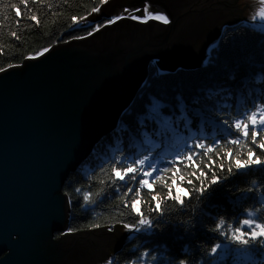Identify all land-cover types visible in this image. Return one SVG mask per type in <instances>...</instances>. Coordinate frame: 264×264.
Returning a JSON list of instances; mask_svg holds the SVG:
<instances>
[{
	"label": "water",
	"instance_id": "obj_1",
	"mask_svg": "<svg viewBox=\"0 0 264 264\" xmlns=\"http://www.w3.org/2000/svg\"><path fill=\"white\" fill-rule=\"evenodd\" d=\"M145 2L108 0L86 21L143 9ZM148 3L170 22L121 20L0 72V264L112 258L123 229L69 231L71 203L63 189L70 175L117 130L153 62L165 73L197 69L225 26L242 20L264 26L251 19L259 0Z\"/></svg>",
	"mask_w": 264,
	"mask_h": 264
},
{
	"label": "trees",
	"instance_id": "obj_2",
	"mask_svg": "<svg viewBox=\"0 0 264 264\" xmlns=\"http://www.w3.org/2000/svg\"><path fill=\"white\" fill-rule=\"evenodd\" d=\"M107 1L27 0L25 4L22 0H0V68L22 64L26 58L43 53L45 48L70 41L74 37L88 36V32L96 25L106 24L108 19L103 17L100 22H87L80 18L94 15L97 12L92 13V8L100 9ZM12 4L16 5L15 9L11 7ZM17 10L20 11V16L16 15ZM33 15L39 23L31 19ZM73 17L79 22L74 23ZM12 32H16L19 38L13 37ZM208 96H211L217 108L226 107L227 111L220 112L219 115L229 118L230 122L237 112L244 111L246 107L250 108L252 103L261 102L260 97L264 96V32L238 21L224 27L217 43L210 48L202 67L165 73L154 62L151 64L147 81L131 106L123 113L117 130L96 146L90 158L70 175L63 189L71 201L69 231L96 229L91 227L93 224H99V228L111 227L114 232L123 229L125 238L119 242L118 248L112 251L114 264H126L142 251L150 252L147 264H157L151 262V255L158 257L159 264H168L170 260L175 264L176 259L184 256L190 260L194 257L199 262L207 259L203 250L210 246V237L212 242L223 240L222 237L217 239V234L209 231L221 217L235 226L239 219L246 218L245 209L262 207L259 200L264 192V166H253L250 170L242 169L236 173L233 165L234 175L229 176V160L220 158L229 150L234 157L246 158L247 147H251V136L247 141L240 137L239 146L221 142L208 156L201 153L200 157H194L201 170L208 173V180L211 179V171L205 165L210 161L215 162L212 170L217 176L228 177L222 185L213 186L220 190L210 202L197 200L193 191V187H200L199 182L191 176L196 169L187 166V161L178 162L170 171L165 172L161 179L155 180L154 183L150 180L151 191L141 190L139 207L145 216L153 219V229L145 234L128 233L129 231L123 228V223H134L137 217L131 213L130 208L123 207V192L126 191L122 186L123 182L118 181L115 185L120 188L119 192H116L111 184L112 158L120 155L118 150L121 148H124L126 153L133 150L142 153L151 149L154 158L160 161L159 166L164 167L166 161L172 160L178 151L184 150L185 140L184 135L172 136L161 144L158 139L150 136L153 130L151 120L147 122V127L139 138L131 137L125 129L129 126L135 128L138 122L144 119V115L154 114L153 109L160 113L161 117L170 116L172 120L177 121L191 120L189 113L207 109L209 105L205 98ZM197 98L200 99L199 104L195 103ZM170 123L171 120L164 124L157 121L161 131ZM196 131L195 128L192 129L193 133ZM199 134L207 136L209 144L220 136L228 135L223 126L215 123L208 127L201 125ZM237 135L233 130L232 138ZM260 137H264V132L259 133L258 139ZM188 143L191 144L192 141L188 140ZM125 144L128 147H125ZM254 151L264 160V153L257 149ZM221 164L224 165L223 172L220 171ZM176 168H179V172L173 177L172 172ZM180 176L184 177L183 182L180 181ZM126 179L133 187L139 186V177L136 182H132L130 177ZM173 179L176 180L175 185L172 184ZM188 179H193V185L187 183ZM168 187L172 188L173 195L179 192L184 197L183 208L168 199ZM249 187H254L256 191L247 192ZM76 188H81V192L76 193ZM84 192H90V200L96 203L84 205ZM186 193H191V200ZM153 194L160 200L163 216L152 211ZM205 195L207 196V193ZM131 198H127L129 202ZM223 256V249L218 250L215 258L217 264H239L231 257L221 260ZM244 264H264V250L257 247Z\"/></svg>",
	"mask_w": 264,
	"mask_h": 264
},
{
	"label": "snow or ice",
	"instance_id": "obj_3",
	"mask_svg": "<svg viewBox=\"0 0 264 264\" xmlns=\"http://www.w3.org/2000/svg\"><path fill=\"white\" fill-rule=\"evenodd\" d=\"M261 7L251 16V19L255 21L257 17L260 21H264V0H259ZM22 3H27V0H22ZM13 9L16 8L15 4H12ZM151 5L148 3V0L145 2L143 9L140 8H128L123 9V15H116L114 18H109L106 21V24L96 25L92 31L88 32V35H93L94 32L100 31L101 28L108 25L117 23L118 21L131 19L140 23H148L149 20H156L162 23H169V18L166 14L154 12L150 10ZM92 13L98 12L99 9L96 7L92 8ZM143 12V15H128L129 12ZM20 11H16V15L20 16ZM32 20L37 21V17L33 15ZM81 20L86 21L85 17H81ZM73 22L78 23L76 17H73ZM39 23V21H37ZM12 36L16 37L17 33L12 32ZM74 39H84V37H74ZM47 52L48 49L43 50ZM4 69L0 68V72H3ZM260 103H252L250 108H245L242 112H237L232 118L231 122L229 118L221 117L220 112H226L225 108H217L216 104L212 102L211 96L205 98L206 103L209 105L207 109H202L192 114L188 115L192 117L191 120H172L170 116L161 117L160 113L155 112L154 114L144 115V119L139 121L135 128L131 126L125 129L126 133L134 138H139L143 135V130L147 127V122L151 120L153 122V130L150 133V136L159 140L162 144L166 138L172 136L184 135V150L178 151L172 160L165 162L164 167H160V161L154 158L151 149H147L145 152L137 153L134 150L130 153H126L124 148L119 149L120 155L112 158L111 163V184L115 188L116 192L120 191V188H116L115 185L117 182H123V187L126 191L123 192V207L130 208L131 213L134 214L137 219L134 223H123V228L127 229L129 232L136 233H149L153 229L154 221L153 219L145 216L141 211V190L148 189L152 190V183L155 180L161 179L165 172L170 171V169L175 166L178 162L187 161V166L193 167L196 171L191 173V176L200 184V187H193V191L196 193L197 200L209 201L215 194L220 190L219 188H213L214 185H222L223 182L228 180V177H220L216 175V172L213 171L214 161H210L205 167L211 171V179L208 180V173L201 170L200 166L196 164L194 157H200L201 153L204 156H208L210 153L215 151L216 145L221 142L231 144L233 146H239L241 144L240 137H243L245 141L248 140L251 136V147H247L246 158L234 157L231 150L227 151L224 157L221 159L227 158L229 160V167L227 172L229 176L234 175L233 165L236 170V173H239L242 169H251L253 166H264V160L260 156L255 154L254 149L259 150L261 153H264V137L258 139L259 133L264 132V96L260 97ZM196 104L200 103V99L197 98L195 101ZM215 113V114H214ZM171 120V123L165 127L163 131L158 127L157 121L159 124H164L166 121ZM212 123L216 125L223 126L224 131L228 133L227 136H220L217 139L213 140L211 144L207 143V136L200 135L201 125L208 127ZM195 128L196 133L192 132V129ZM233 130L235 133H238L236 138H232ZM188 140H191L192 143L189 144ZM247 146V145H245ZM125 147H128L125 144ZM224 165H220V171L223 172ZM179 168H176L172 172V176L175 177ZM198 173V174H197ZM130 177L132 182L137 181L138 187H133L129 183V180L126 179ZM180 181H184V177L180 176ZM207 181V183H205ZM187 183L193 185V179H188ZM255 183V182H254ZM172 184H176V180H172ZM168 199L176 202L180 205L181 208L184 207V197L177 192L175 195L172 194V188L168 187ZM183 191V189H181ZM244 191V190H242ZM247 192L253 193L256 191L254 187H249L246 189ZM76 193L81 192V188L75 189ZM207 193V196L205 195ZM65 195H68L67 193ZM99 196L100 193H97ZM189 200H191V193H186ZM91 193L84 192L83 201L84 205L96 203L90 200ZM132 197L130 202L128 197ZM151 200L154 203L152 211L157 213L160 216H163V210L161 209L160 200L158 197L153 194ZM102 202V201H101ZM71 203V201H69ZM259 203L262 207L256 209H245L246 218L239 219L234 226L233 223L226 222V219L221 217L218 222L215 223L214 227L209 231L217 234V239L220 237L223 240L220 242H212V238H209V247L204 251V255L207 259H203L199 262L193 257L191 260L184 256L175 260V264H217L215 258L217 257L218 250L223 249L224 256L221 257V260H225L229 257L233 259L234 262H239V264H244V261L249 258L253 251L257 250V247L261 250H264V192L260 195ZM81 205V207H84ZM207 206V205H205ZM158 223V222H157ZM92 228H99V224L91 225ZM195 226L193 225V228ZM109 231L112 230L110 227ZM9 235H12L11 233ZM19 235V233H17ZM226 241V243H225ZM135 255V252L132 253ZM150 256L149 251H142L134 260H129L126 264H147V258ZM151 262H158V257L156 255H151ZM105 264H114L112 258H106ZM168 264H173V261H168Z\"/></svg>",
	"mask_w": 264,
	"mask_h": 264
},
{
	"label": "rangeland",
	"instance_id": "obj_4",
	"mask_svg": "<svg viewBox=\"0 0 264 264\" xmlns=\"http://www.w3.org/2000/svg\"><path fill=\"white\" fill-rule=\"evenodd\" d=\"M241 22H244L245 24H249L251 26H253L254 28L264 32V26H258L256 23H251V22H247L245 20H242ZM223 31V30H222ZM222 35V32L220 34V36ZM220 38V37H219ZM216 44V43H215ZM215 44L211 45L209 48H208V52L207 53H210V48L213 47ZM209 55V54H208Z\"/></svg>",
	"mask_w": 264,
	"mask_h": 264
}]
</instances>
